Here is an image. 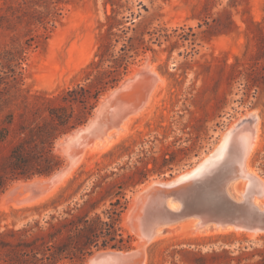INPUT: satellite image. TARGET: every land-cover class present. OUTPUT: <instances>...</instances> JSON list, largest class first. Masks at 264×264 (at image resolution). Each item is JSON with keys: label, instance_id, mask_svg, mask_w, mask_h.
<instances>
[{"label": "rangeland", "instance_id": "374dc122", "mask_svg": "<svg viewBox=\"0 0 264 264\" xmlns=\"http://www.w3.org/2000/svg\"><path fill=\"white\" fill-rule=\"evenodd\" d=\"M112 2L124 25L135 28L129 35L144 33L153 48L136 57L119 83L134 67L149 61L164 77L165 86L128 136L88 163H79L51 197L14 206L2 193V225L21 227L38 219L46 227L52 216L53 222L71 223L97 213L106 219L105 210L121 197L127 201L123 234L131 235L127 244L133 249L138 237L125 224L124 214L136 191L154 179L167 180L190 169L234 123L253 111L260 117L262 144L253 152L251 166L264 177V47L259 46L264 44V0H67L60 4L62 13L48 37H38L31 45L29 38L43 28L28 23L33 19L29 0H0V101L8 99L0 106V122L9 114L15 116L14 124H0L11 132L0 140V173L12 146L23 137L19 124L32 126L43 120L49 104L61 101L67 89L88 82V64L95 57L100 25L112 11ZM114 87L100 95L87 120ZM47 97L55 99L48 102ZM74 108L76 113L81 110L78 104ZM63 134L54 146L61 165L66 157L57 141ZM146 252V264H264V233L194 235L181 230L152 241Z\"/></svg>", "mask_w": 264, "mask_h": 264}, {"label": "water", "instance_id": "95a60500", "mask_svg": "<svg viewBox=\"0 0 264 264\" xmlns=\"http://www.w3.org/2000/svg\"><path fill=\"white\" fill-rule=\"evenodd\" d=\"M157 82L158 75L145 62L137 73L109 90L84 124L58 139L66 162L49 174L17 181L7 202L23 204L52 192L88 147L109 138L144 107ZM258 116L240 118L225 132L223 141L190 169L167 180L154 179L136 191L128 222L147 245L169 226L186 220L194 221V231L233 227L264 232V177L246 165ZM146 247L102 249L75 264H146Z\"/></svg>", "mask_w": 264, "mask_h": 264}, {"label": "trees", "instance_id": "16d2710c", "mask_svg": "<svg viewBox=\"0 0 264 264\" xmlns=\"http://www.w3.org/2000/svg\"><path fill=\"white\" fill-rule=\"evenodd\" d=\"M29 2L31 3L29 15L33 19H29L28 23H35L43 28L42 33H36L29 38L28 44L31 45V41L38 42V37H48L47 31L62 13L63 8L60 4L67 0H29ZM111 4L112 11L106 14L105 21L100 25L95 57L88 64L86 73L88 82L67 89L60 96L61 101L57 104H49L46 108L47 116L43 120L37 121L32 126L19 124L18 132L23 133V137L12 146L4 169L0 173V195L14 181L46 175L59 168L62 159L54 152L56 139L84 123L96 106L100 95L119 83L137 56L153 50L144 33L129 35L130 30L135 28L125 26L124 17H120L115 3ZM10 8L15 9L12 5ZM15 14L13 11V15ZM4 18L7 16L4 15L2 21ZM132 23L134 24V21ZM148 33L154 32L148 31ZM156 39L158 40V37ZM263 39L264 34L262 42ZM259 46L261 49L264 44L260 43ZM46 99L48 102H53L55 98ZM7 101L8 99L0 101L1 109ZM75 104L81 106V110L77 113ZM3 122L14 124V114L7 115L0 124ZM10 133L8 126L0 125V140H6ZM163 159L165 162L170 161L168 157ZM111 205L112 207L104 212L106 219L97 213L92 217L85 215L71 223L64 221L56 223L53 222L54 216H52L47 220L46 227L41 225L38 219L27 222L21 227H16L14 224L2 225L0 221V264L79 262L91 255L94 250L128 249L127 242L131 240V235L124 237L121 225L122 213L127 207V201L122 202L121 197H118L111 202Z\"/></svg>", "mask_w": 264, "mask_h": 264}, {"label": "bare ground", "instance_id": "6f19581e", "mask_svg": "<svg viewBox=\"0 0 264 264\" xmlns=\"http://www.w3.org/2000/svg\"><path fill=\"white\" fill-rule=\"evenodd\" d=\"M147 66L150 67V69L156 73L158 75V82L155 84V86L153 87V90L151 91V94L149 95V98H148V101L147 103L144 105V107L138 111L137 113L135 114H132L130 115L125 121L124 123L122 124L120 130L116 131V132H112L110 133L111 136H109V138L105 139L104 141H101V142H96L93 146L91 147H88L85 152L83 153L81 159L79 160L78 164L79 163H83V162H86L88 163L90 161V159L92 157H94L95 155L103 152V151H106V150H109L110 148H112L116 143H118L119 141L123 140L126 136H128L129 132L131 131V128L134 124V122L142 115H145L147 113V111H149L151 105L153 104V102L157 99V96L158 94L160 93V91L163 89V87L165 86V79L164 77L157 71L156 69V66L154 64H150L149 61L147 62ZM139 70V67H134L133 68V71L131 74H129L127 76L128 77H131L133 76L135 73H137ZM108 93V92H107ZM107 93L103 96V98L107 95ZM249 114H256V111H253ZM259 125H260V117L258 116V123H257V128H256V135H255V138H254V141H253V144H252V147H251V151L246 159V165L248 167V169L253 172V173H256V170H254L251 166V156L253 154L254 151H256L262 144V141H261V131H260V128H259ZM234 125H232L233 127ZM226 137V133L223 134L222 136V139L221 141H223V139ZM75 169V168H74ZM72 173V172H71ZM70 173V174H71ZM70 174L68 176H70ZM67 176V177H68ZM69 178V177H68ZM66 180V178L64 179V181ZM64 181L62 183H64ZM61 183V184H62ZM60 184V185H61ZM18 185V182L15 183L12 188L7 191L3 198L5 199V197L7 196H10L11 195V191L12 189ZM60 185L58 187H56L52 192H50L49 194H47L46 196H43L35 201H32V202H27V203H23V204H17L15 202H13V205L14 206H23V205H32V204H35V203H38V202H41L43 200H45L46 198H49L51 197L57 190L58 188L60 187ZM133 205L134 203L129 207L128 211L124 214V221H125V224L130 228L131 231H133L138 239L137 241H135V248L136 249H140V248H143L145 246H147V243L145 242V240L143 239V237L134 230L133 226L128 222V218H129V210L133 208ZM193 223L194 221L192 220H186V221H183L181 223H178V224H173L171 226H169L166 231H163V232H160L159 234H157L151 241L150 243L153 241H157L163 237H169L171 235H173L175 232H179L181 230H186L189 234H204V233H209V232H213V231H234V232H237V233H241V232H245L246 234L250 235V236H255L257 234H260V233H264V232H258V233H253L251 231H247V230H244V229H241V228H233V227H229V228H225V229H216V230H211V229H208V230H198V231H194L193 230ZM184 232V231H183ZM149 243V244H150Z\"/></svg>", "mask_w": 264, "mask_h": 264}]
</instances>
